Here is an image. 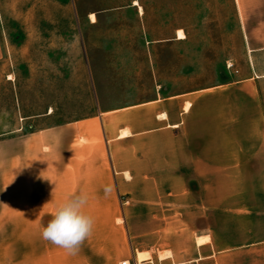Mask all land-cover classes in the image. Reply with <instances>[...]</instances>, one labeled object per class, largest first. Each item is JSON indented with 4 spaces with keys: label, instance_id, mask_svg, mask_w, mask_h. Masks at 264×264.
<instances>
[{
    "label": "rangeland",
    "instance_id": "rangeland-1",
    "mask_svg": "<svg viewBox=\"0 0 264 264\" xmlns=\"http://www.w3.org/2000/svg\"><path fill=\"white\" fill-rule=\"evenodd\" d=\"M137 1L0 0V134L123 108L103 114L108 135H129L117 214L98 222L154 246L155 261L209 264L198 237L238 223L264 234V119L209 135L208 119H181V94L245 80L264 112V0Z\"/></svg>",
    "mask_w": 264,
    "mask_h": 264
},
{
    "label": "crops",
    "instance_id": "crops-1",
    "mask_svg": "<svg viewBox=\"0 0 264 264\" xmlns=\"http://www.w3.org/2000/svg\"><path fill=\"white\" fill-rule=\"evenodd\" d=\"M234 88L238 94L245 93L246 110L236 112ZM253 90L245 80H237L196 90L194 95L183 93L181 119H208L209 123L203 125L209 129L207 134L228 137L233 134L235 120L264 119ZM187 98L193 102H187L190 107L183 112ZM106 113L117 117L125 111H102L61 125L33 123L32 129H24L22 124L0 134V264H165L171 258L155 261L154 246L123 238L119 227V237L111 231L107 234L106 225L98 222V217L117 214V184L122 183L121 173L126 167L119 162L121 142L129 135L127 129L122 130H127V134H118L121 126L108 135L104 128ZM130 127L133 128L132 124ZM81 137L86 139L84 143L78 142ZM132 161L131 155L127 165L131 176L137 171V163ZM41 172L49 180L38 179ZM81 192L88 195L84 211L94 219V226L78 253L70 255L64 248L44 240L41 231L59 203ZM226 228V234L220 238H214V234L197 238L200 246L209 245V264H264V234L245 223L227 224Z\"/></svg>",
    "mask_w": 264,
    "mask_h": 264
},
{
    "label": "clouds",
    "instance_id": "clouds-1",
    "mask_svg": "<svg viewBox=\"0 0 264 264\" xmlns=\"http://www.w3.org/2000/svg\"><path fill=\"white\" fill-rule=\"evenodd\" d=\"M37 178L49 180L42 172ZM87 202L88 195L81 192L59 203L42 228V238L64 248L70 255H76L84 240L91 235L94 226V219L84 211Z\"/></svg>",
    "mask_w": 264,
    "mask_h": 264
},
{
    "label": "bare ground",
    "instance_id": "bare-ground-1",
    "mask_svg": "<svg viewBox=\"0 0 264 264\" xmlns=\"http://www.w3.org/2000/svg\"><path fill=\"white\" fill-rule=\"evenodd\" d=\"M134 5H137V6H139V8L142 10V8H141V6H140V4H139V2L137 1V0H134ZM93 18H94V16H93ZM186 36H185V34H184V32H182V30H179L178 31V35H177V38L178 39H184ZM164 116V115H163ZM128 133V131L127 130H125V131H122L121 132V135H125V134H127ZM126 264H129V262L127 261L126 262Z\"/></svg>",
    "mask_w": 264,
    "mask_h": 264
},
{
    "label": "built area",
    "instance_id": "built-area-1",
    "mask_svg": "<svg viewBox=\"0 0 264 264\" xmlns=\"http://www.w3.org/2000/svg\"><path fill=\"white\" fill-rule=\"evenodd\" d=\"M126 262H127V261H122V264H126ZM128 262H129V261H128ZM129 264H131V263L129 262Z\"/></svg>",
    "mask_w": 264,
    "mask_h": 264
}]
</instances>
